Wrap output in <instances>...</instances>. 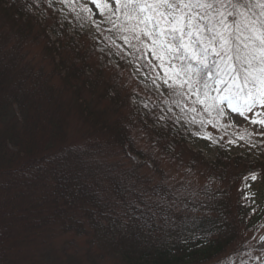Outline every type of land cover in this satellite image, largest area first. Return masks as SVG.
<instances>
[{
	"label": "trees",
	"instance_id": "trees-1",
	"mask_svg": "<svg viewBox=\"0 0 264 264\" xmlns=\"http://www.w3.org/2000/svg\"><path fill=\"white\" fill-rule=\"evenodd\" d=\"M46 2L0 0V176L13 172L0 182L6 199L0 221V264H14L11 262L14 253L26 251L24 244L52 232L63 216V231L75 232V217L80 210L88 220L85 226L88 231L84 234L87 237L94 234L91 236L94 247H89V252H97L98 258L111 264H212L226 249L227 256L233 247L234 251L243 249L241 226L245 223L244 231L254 229L264 220V189L262 208L253 211L255 204L251 206L247 201L232 198V188L236 185L233 180H241L243 185L238 197L250 189L244 184L260 181L264 187L262 154L261 160L252 158V164L244 160L243 173L234 172L237 164L231 166L223 152L218 153L213 163L197 156L212 182V185L206 182L196 193L201 196L198 201L183 195L185 186L180 188V198L168 185L152 183L156 176L164 178V171L160 172L156 165L151 176L135 179L137 170L133 165L110 167L99 162L98 171L105 177H110L111 172H105L109 167L120 169L121 175L111 177L104 184L84 177L83 172L91 169V157L97 154L93 145L96 129L105 137V143L100 141L101 153L112 156L115 146L125 163L131 159L133 149L136 150L130 131L134 124L140 123V117L130 109L121 88L99 85L98 77H103L100 72L107 74L109 70V75H114L117 71L107 65L92 66L88 61L94 58L88 48L75 45L74 40H85L81 30H85L86 12L76 17L69 10L75 21L72 30L68 27L73 23L57 22ZM31 9L36 13L33 21L25 15ZM33 44L40 47L39 58L48 57V64L30 57L29 46ZM65 46L73 52L74 61H54L51 53L60 52L63 56ZM80 63L99 71L93 73L88 67L83 70ZM119 63L124 64L117 60ZM84 73L90 80H79ZM128 107L130 117L122 112ZM64 112L71 113L84 130L80 131L78 144L59 142L65 125L60 118ZM171 132L167 125L157 129L167 155L170 150L179 153ZM18 148L20 152L16 153ZM18 155H23L19 156L20 161L25 158L19 165V159L14 157ZM232 160L242 162L241 158ZM64 166L65 173L60 169ZM230 169L231 178L227 176ZM252 171L259 174L257 180L244 181L242 177ZM85 208L89 209L85 211Z\"/></svg>",
	"mask_w": 264,
	"mask_h": 264
},
{
	"label": "rangeland",
	"instance_id": "rangeland-1",
	"mask_svg": "<svg viewBox=\"0 0 264 264\" xmlns=\"http://www.w3.org/2000/svg\"><path fill=\"white\" fill-rule=\"evenodd\" d=\"M46 5L57 17V22L73 23L68 27L72 30L75 29V21L70 16L69 10L73 11L76 17H80L81 11H85L86 8L92 10L91 13L86 11L85 30H81L82 37H85V40H74V43H76V46L88 48L92 54L91 56L94 58H90L88 61L92 66L94 64L101 65L100 67L107 65L117 71L118 74L114 75H109V70L107 74L100 72L103 77H98L100 81L99 85L107 89L111 86L121 88L123 95H127L128 97L130 109L136 111L140 117V123L134 124L135 127L130 131L131 139L136 148V150L133 149V155L129 157L133 163L130 160L129 163L127 159L124 163L122 155L115 149V146H113L115 152H112V156L103 152L101 153L100 141L103 140L105 143V137L102 132L96 129V141H93V145L97 154H93L90 159L91 169L87 168L83 172L86 175L84 176L85 178L98 179L100 181L99 184L108 183L111 177L116 178L121 175L120 169L115 170L110 167L124 164L126 166L133 165V168L137 170V173L134 174L135 179L143 178L144 176L149 177L155 171L154 165H156L160 169V172L164 171V178L156 176L153 178L152 183L166 184L176 194L179 193L182 186H185V193L183 195L185 197H194L193 199L198 201L201 200V196L196 193L200 192L206 182H209L211 185L212 182L207 177L208 172H205L203 170L204 167L200 165V160L196 159L197 156L207 163H213L218 153L223 152L227 156L228 163L231 166L237 164V170L233 169L234 172L239 171L241 173L244 171V160L248 164H252L251 160H254L252 158L261 160V156L264 155V135L258 134L261 125L251 123L253 119H257L258 114L260 118H264V108L259 103L255 104L253 110L247 112L245 116H240L238 112L233 111L228 107L227 103L221 105L224 109L223 116H218L214 111L211 113L207 112L204 110V105L196 101L195 95L187 93L186 88L184 95H177L176 92L179 89L173 91L165 85V72H167L169 84H172L173 80H178V77L175 75L178 69L171 68L167 63H165L164 67H160L159 61L151 55V50L142 54L136 48L124 42L122 36L128 35V33L118 27L124 20L120 10L117 9L114 15H101L100 10L91 4L90 0H47ZM113 7L115 8V5ZM25 15H29L31 21L36 18V13L32 9L31 13L25 12ZM113 22L117 25L116 27H114ZM66 33H68L67 30ZM47 41H51V43L55 42V40ZM51 43L48 44V47L53 51ZM132 43L136 44V41L133 40ZM33 45L29 46L30 57H35L44 65L48 64V57L39 58L40 47L36 44ZM137 47L140 46L137 45ZM65 48L66 52L63 56L60 52L59 55L51 53L54 61L63 60L64 63L71 62V60L74 61L73 52H70V49L66 46ZM118 51L122 54L121 57L118 55ZM142 59L146 62L145 65H140ZM117 60H122L124 64H117ZM149 61L156 66H150ZM89 64L80 63L81 67H79L83 70H86L85 68L88 67L93 73L99 71L96 68H92ZM48 69L49 67H47ZM82 76L79 80L83 82L90 80L88 74L84 73ZM219 94L215 91H210V95L212 96ZM129 107L127 110L122 109L123 114L125 113L124 115L127 117H130L128 115ZM60 118L65 121V125L61 129L63 131L61 138L63 137V139L59 138V142H63L62 145L80 143V131L83 133L84 130L80 129V124L76 122L74 116L71 113L64 112ZM166 125L172 130L171 136L175 138L173 145H175V150L179 153L170 150V154L167 155L163 150L165 145L163 144V140H161L163 139L162 136L157 133V129ZM245 129H247V132H245ZM248 133H251V135ZM241 136H244V139H241ZM19 145L22 144L19 143ZM24 150L27 153V148H24ZM21 151L23 153V150ZM19 152L18 148L16 153ZM19 156L22 158L23 155L14 156L19 159L18 165L25 160L23 157L22 161H20ZM248 156L250 157L248 158ZM233 158L235 160L241 158L242 162L234 163ZM192 161L194 165H191ZM99 162L100 164H110L109 169L105 171L111 172L109 174L110 177L106 176L108 179L104 176L105 174L98 171L100 168ZM27 167L30 166L27 165ZM101 167L106 166L102 165ZM60 169L65 173V166L64 168L60 167ZM12 173L7 172L2 174L0 182L3 181L6 175L11 177ZM227 176L229 178L232 177V169L227 171ZM143 182L139 183V186L143 185ZM233 182L236 185H233L232 188V198L236 197L243 203L247 201L252 204L251 206L255 204V210L253 211H256L258 208L261 210L262 206H260V203L264 187L260 184V181L253 183L250 189L247 190L249 194L246 199L238 197L243 188L241 180L237 181L235 179ZM222 185H225V182ZM216 187L214 186V189ZM3 191L4 188L0 185V221L2 220V211H5L6 205ZM61 192L65 194L64 189ZM179 197L181 198L180 193ZM88 209L85 208V211ZM84 217L86 215L80 210V213L75 217L77 224L75 232L66 233L63 231V220H65V216H63L62 219H59L62 222L52 232L48 231L40 239L33 238L28 244H24L22 247H25L24 250L26 251L19 254L14 253L11 262L14 264H111L107 262L108 260H104V258H98L97 252H89V249L94 247L91 242V236L94 234L90 233L88 237L84 234L85 230H87L85 226L88 221ZM243 225L240 228L242 231L240 230L239 232H242L241 238L244 239V248L241 250L235 249V252L233 247L230 250L229 256L226 255V249L223 255L217 256L219 258L212 264H264V220L259 226L254 229H246V231H244ZM13 249L14 251H19L17 250L19 248ZM4 258L6 259L5 256Z\"/></svg>",
	"mask_w": 264,
	"mask_h": 264
},
{
	"label": "snow or ice",
	"instance_id": "snow-or-ice-1",
	"mask_svg": "<svg viewBox=\"0 0 264 264\" xmlns=\"http://www.w3.org/2000/svg\"><path fill=\"white\" fill-rule=\"evenodd\" d=\"M90 2L101 15H114L120 10L124 20L118 27L128 33L122 36L124 42L142 54L151 50L160 67L167 63L178 69V80L172 84L167 72L164 78L169 89H179L177 95H184L186 88L205 111L218 116L224 115V103L240 116L251 112L257 103L264 108V0ZM113 25L117 26L115 22ZM210 91L220 94L212 96ZM251 123L261 125L258 134L264 135V118L258 114ZM258 175L252 171L242 179L256 181ZM247 196L243 192L241 199Z\"/></svg>",
	"mask_w": 264,
	"mask_h": 264
}]
</instances>
